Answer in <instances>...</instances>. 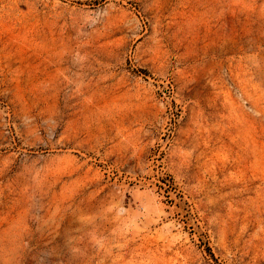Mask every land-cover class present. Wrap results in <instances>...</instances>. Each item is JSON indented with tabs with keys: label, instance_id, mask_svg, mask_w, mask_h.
I'll return each mask as SVG.
<instances>
[{
	"label": "rangeland",
	"instance_id": "374dc122",
	"mask_svg": "<svg viewBox=\"0 0 264 264\" xmlns=\"http://www.w3.org/2000/svg\"><path fill=\"white\" fill-rule=\"evenodd\" d=\"M0 264H264V0H0Z\"/></svg>",
	"mask_w": 264,
	"mask_h": 264
}]
</instances>
